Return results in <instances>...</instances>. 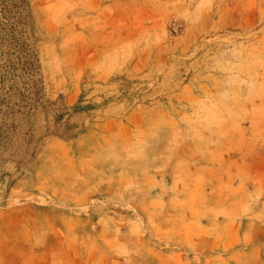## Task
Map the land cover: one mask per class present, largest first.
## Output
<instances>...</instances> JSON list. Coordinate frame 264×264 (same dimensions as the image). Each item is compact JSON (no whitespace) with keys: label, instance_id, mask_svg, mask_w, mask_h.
Returning <instances> with one entry per match:
<instances>
[{"label":"rangeland","instance_id":"374dc122","mask_svg":"<svg viewBox=\"0 0 264 264\" xmlns=\"http://www.w3.org/2000/svg\"><path fill=\"white\" fill-rule=\"evenodd\" d=\"M13 3L0 264H264V0Z\"/></svg>","mask_w":264,"mask_h":264},{"label":"trees","instance_id":"16d2710c","mask_svg":"<svg viewBox=\"0 0 264 264\" xmlns=\"http://www.w3.org/2000/svg\"><path fill=\"white\" fill-rule=\"evenodd\" d=\"M3 14L10 21L9 16L13 17L10 24L7 25L9 30L0 27V47L4 48L0 51V84L6 85L5 101L11 104L17 97L27 101L30 95L34 94L33 79L39 65L35 56L22 40V36H18L22 32L24 23L13 0L5 1ZM10 111L12 112V108Z\"/></svg>","mask_w":264,"mask_h":264}]
</instances>
